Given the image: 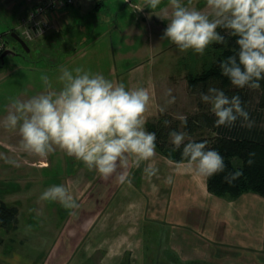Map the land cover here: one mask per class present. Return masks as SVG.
Masks as SVG:
<instances>
[{"label":"rangeland","instance_id":"374dc122","mask_svg":"<svg viewBox=\"0 0 264 264\" xmlns=\"http://www.w3.org/2000/svg\"><path fill=\"white\" fill-rule=\"evenodd\" d=\"M98 1L97 4L92 0L86 9L72 15L73 25L56 42H44L41 38L28 41V52L6 34L15 28L17 13L8 19L0 15V35L7 44L5 49L16 53L0 60V203L14 206L18 211L15 229L0 227V253L7 256L4 253L8 252L16 264H191L178 259L173 242L179 239L183 229L188 238L200 231L191 226L179 228L183 224L178 220L172 222L161 215L154 218L145 212L147 204L154 200L145 194L147 181H142L138 174L142 164L129 169L134 186L121 185L113 177L105 180L59 149L46 159L20 151L18 129L3 125L13 101L27 100L49 90L44 76L58 89L60 69L79 66L115 83H124L126 88L136 80L144 79L148 84L150 79L155 82L158 95L165 81L176 83L172 94L182 99L183 106L172 109L181 111L179 115L187 116L188 121L199 115L201 109L204 132L190 133L191 137L212 139L210 129L214 120L210 122L209 106L201 101L198 88L190 90L182 77L187 68L192 66L197 71L201 63L211 59L210 46L203 55L192 50L181 52L164 38L171 14L168 0H162L155 10L147 8L145 0ZM182 3L188 6V0ZM190 6L209 11L206 0H192ZM69 9L73 12V8ZM257 92L250 90L251 94ZM165 116L171 121L169 126L175 125L176 120V127L180 128L178 115L160 114ZM9 160H15L16 164L8 163ZM53 185L69 189L79 204L75 215L59 202L40 199ZM117 205L124 209L115 217L118 222L123 220L122 227L120 224L118 229H104L102 222L112 219L111 213ZM102 217L105 218L100 226ZM115 219L108 221L115 223ZM129 222H135L134 229H121ZM126 230L134 234L127 235ZM253 253H240L241 259L236 263L264 264V251Z\"/></svg>","mask_w":264,"mask_h":264},{"label":"clouds","instance_id":"9594fccd","mask_svg":"<svg viewBox=\"0 0 264 264\" xmlns=\"http://www.w3.org/2000/svg\"><path fill=\"white\" fill-rule=\"evenodd\" d=\"M161 3L162 0H145V6L152 10ZM168 3L171 14L164 38L181 52L192 50L203 55L213 43H225L217 29L227 30L237 38L239 51L220 63L222 75L235 88H260L264 79V0H206L208 12L191 7L192 0H188V6L182 0H168ZM24 32L33 38L30 31ZM43 79L49 90L27 100L13 101L12 110L3 121L4 127L18 129L20 151L46 159L59 149L102 178L115 176L119 184L129 187L132 186L129 169L139 168L143 162H147L144 175L149 179L157 177L156 134L145 128L152 103L149 88H126L124 83H115L79 66L60 69L58 89L52 87L47 76ZM165 96L171 97L166 104L175 103L171 89L166 90ZM200 99L214 114L216 128L234 126L238 119L248 127L254 123L239 96L229 98L222 90L212 87ZM165 111V107L160 108L161 113ZM176 118L181 129L187 127V116ZM170 123L164 121L166 127ZM168 136L174 151L182 147L180 161L162 157L169 166L205 184L225 171L224 157L209 148L207 141L197 142L183 130H172ZM7 162L16 164L15 160ZM241 175V170H234L225 176V181L231 184ZM172 182V176L165 178V183ZM40 199L59 202L73 215L79 208L64 185L47 188Z\"/></svg>","mask_w":264,"mask_h":264},{"label":"crops","instance_id":"0c3cea01","mask_svg":"<svg viewBox=\"0 0 264 264\" xmlns=\"http://www.w3.org/2000/svg\"><path fill=\"white\" fill-rule=\"evenodd\" d=\"M38 1L0 0V15H2V18L6 15V19H8L14 13H17L15 29L18 30L19 17ZM91 1L78 0L74 5L68 6L51 17L52 29L41 39L44 42H56L60 34L68 33L74 23L72 15H78L82 9H86L91 4ZM95 1L97 4L100 2ZM69 8H73V12ZM184 72L186 71L182 72V77L186 81V73ZM149 81L150 83L146 84L144 79L143 81L136 80L131 84V87L142 86L149 88L151 91L152 103L147 114V123L158 118L160 114L166 113L171 116L181 114V111L172 109L183 106L182 99L175 97L174 92L172 96L175 97V103L166 104V100L171 98L165 96L166 90L173 89V91H176L177 84L169 80L168 82L165 81L164 85L161 86L162 92L158 95L155 82L150 79ZM161 107H165L166 111L161 113ZM252 107L247 109L248 111L246 110L250 119L254 122L252 126L248 127L240 119L241 123L238 121L236 126L243 132H249L251 129L264 131V110L260 111ZM200 111L202 112L201 109ZM255 114L259 115L257 120ZM213 120L215 122V116L210 114V122ZM199 125L200 128L196 132H204V121ZM145 128L148 131L147 124ZM178 130H181V127ZM210 131L213 132L212 129ZM212 134L214 136L216 131ZM162 157L164 156L157 151L156 163L159 169L157 177L149 179L144 175L143 169L147 162L142 163V168L138 170V174L142 181L143 179L147 181L146 189L145 187L142 188L145 189V194L153 196L154 201L147 204L145 211L150 213L149 216L154 218H161L162 216V219L168 218L172 222L178 220L179 224H183V226L178 225L179 228L191 226L196 227V231H200V234H194L193 238H188V233L182 228L179 239L173 242L176 247L173 248L174 252L178 255L180 261L190 262L191 264H237L238 259H241L240 253L250 254L253 251L255 255L256 250L258 252L264 251V197L250 192L243 193L234 199L214 196L208 192L204 182L185 174L182 170L174 169ZM43 164H45L44 161ZM168 176H172L173 182L171 184L165 183V178ZM112 179L116 180L115 176ZM114 207L115 212L112 210L114 213H111L114 214L112 219H115L118 211L124 210L119 205ZM104 218H100L99 225ZM112 219L103 221L102 226H100L104 229L117 228L123 222V220L118 222L116 219L115 223L108 221ZM125 225L126 227L121 229H134L136 226L135 222H129ZM128 231H124L125 234H134V231ZM4 254H7L8 257L0 253V264H16L8 252Z\"/></svg>","mask_w":264,"mask_h":264},{"label":"trees","instance_id":"16d2710c","mask_svg":"<svg viewBox=\"0 0 264 264\" xmlns=\"http://www.w3.org/2000/svg\"><path fill=\"white\" fill-rule=\"evenodd\" d=\"M217 31L225 38V43L210 45L211 59L201 63L199 70H194L192 66L187 68L185 78L189 89L195 91L198 88V96L200 97L202 93L214 87L222 90L229 98L234 95L239 96L245 110L250 109L252 106L257 110H264V79L260 81V88L257 90V95H255L250 93L252 89L248 87H233L230 80L222 75L220 63L229 56H236L239 48L236 44L237 38L231 36L227 30L217 29ZM12 33H18L17 29L12 28L6 33L10 39L14 40ZM1 37L3 39V35ZM26 43L29 46V42L26 41ZM254 116L257 120L259 115L255 114ZM166 117L168 116H159L152 121H148L147 129L149 132L156 134V150L160 154L174 161H180L182 159V147L180 150L174 151L168 136L170 131L178 130L176 127L178 121L174 120L175 125L166 127L164 125V121L168 120ZM203 121L204 114L201 112L193 119L191 117L187 127L181 130L188 131L189 134L197 133L196 131L200 128L199 124ZM238 121L239 119L233 127H213L212 130L213 132L216 131V134L210 140L204 137L194 139L197 142L207 141L209 148L218 151L224 157L225 171L207 180V190L214 196L231 199L247 192L264 197V131L251 129L249 132H243L236 126ZM239 122L241 123V121ZM237 169L242 171V175L231 184L227 183L225 176ZM17 213L16 207L1 202L0 227L6 230L15 229Z\"/></svg>","mask_w":264,"mask_h":264},{"label":"built area","instance_id":"2783aa9c","mask_svg":"<svg viewBox=\"0 0 264 264\" xmlns=\"http://www.w3.org/2000/svg\"><path fill=\"white\" fill-rule=\"evenodd\" d=\"M76 0H39L33 7L28 9L18 19V30L21 32V37L26 41H34L46 35L51 29V17L57 15L66 7L73 5ZM130 2V0H127ZM27 29L32 33L30 38L25 34ZM37 32L40 33L37 36ZM5 49V42L0 35V51Z\"/></svg>","mask_w":264,"mask_h":264},{"label":"water","instance_id":"95a60500","mask_svg":"<svg viewBox=\"0 0 264 264\" xmlns=\"http://www.w3.org/2000/svg\"><path fill=\"white\" fill-rule=\"evenodd\" d=\"M12 36L14 37L15 41H17L25 49V51H27V52L29 51V47L27 46L26 41L21 36H19L16 33H12ZM9 54L10 55H16L15 52L8 50V49H4L0 53V60L3 61L4 56L9 55Z\"/></svg>","mask_w":264,"mask_h":264},{"label":"bare ground","instance_id":"6f19581e","mask_svg":"<svg viewBox=\"0 0 264 264\" xmlns=\"http://www.w3.org/2000/svg\"><path fill=\"white\" fill-rule=\"evenodd\" d=\"M16 34H17V33H16ZM18 35H19V34H18ZM19 36H20V35H19ZM14 40H15V39H14ZM4 42H5V41H4ZM5 45H7V44L5 43ZM3 50H4V49H3ZM3 50H2V51H3ZM2 51H0V53H1Z\"/></svg>","mask_w":264,"mask_h":264}]
</instances>
